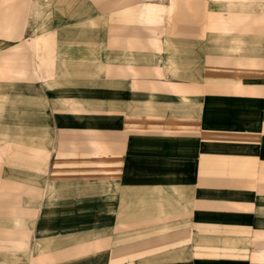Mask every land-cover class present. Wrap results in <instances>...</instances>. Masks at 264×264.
<instances>
[{"label":"crops","instance_id":"crops-1","mask_svg":"<svg viewBox=\"0 0 264 264\" xmlns=\"http://www.w3.org/2000/svg\"><path fill=\"white\" fill-rule=\"evenodd\" d=\"M0 264H264V0H0Z\"/></svg>","mask_w":264,"mask_h":264}]
</instances>
